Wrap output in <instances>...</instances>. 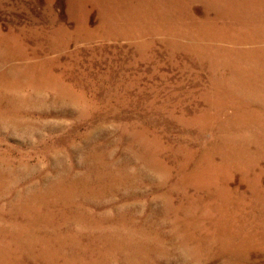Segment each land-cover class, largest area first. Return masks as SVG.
Here are the masks:
<instances>
[{
    "label": "rangeland",
    "instance_id": "rangeland-1",
    "mask_svg": "<svg viewBox=\"0 0 264 264\" xmlns=\"http://www.w3.org/2000/svg\"><path fill=\"white\" fill-rule=\"evenodd\" d=\"M0 264H264V0H0Z\"/></svg>",
    "mask_w": 264,
    "mask_h": 264
}]
</instances>
